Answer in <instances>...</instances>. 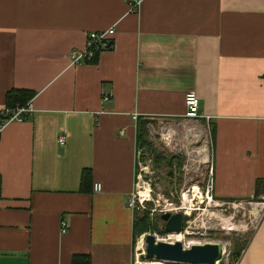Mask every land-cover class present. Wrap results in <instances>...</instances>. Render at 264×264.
Returning a JSON list of instances; mask_svg holds the SVG:
<instances>
[{
    "label": "crops",
    "instance_id": "obj_1",
    "mask_svg": "<svg viewBox=\"0 0 264 264\" xmlns=\"http://www.w3.org/2000/svg\"><path fill=\"white\" fill-rule=\"evenodd\" d=\"M110 27L113 48L71 65ZM12 89L35 94L1 132L0 264H135L141 118L203 124L216 201H264V0H0V108ZM252 214L234 264H264V208Z\"/></svg>",
    "mask_w": 264,
    "mask_h": 264
},
{
    "label": "rangeland",
    "instance_id": "obj_2",
    "mask_svg": "<svg viewBox=\"0 0 264 264\" xmlns=\"http://www.w3.org/2000/svg\"><path fill=\"white\" fill-rule=\"evenodd\" d=\"M145 121L140 130L133 192L149 196L133 209L144 223V229L133 236L135 264H180L145 258L147 234L159 241L178 240L184 247L221 243L226 260L233 264L256 223L252 214L254 201L243 199L242 204L237 205V201L233 204L217 202L214 197L212 201L206 199L210 149L209 141L204 140L207 130L203 124L165 118ZM194 186L197 190L192 189ZM164 212L183 213V229L181 234L177 233L178 239L170 238L164 230L165 222L161 219ZM186 231L199 233L186 234Z\"/></svg>",
    "mask_w": 264,
    "mask_h": 264
},
{
    "label": "built area",
    "instance_id": "obj_3",
    "mask_svg": "<svg viewBox=\"0 0 264 264\" xmlns=\"http://www.w3.org/2000/svg\"><path fill=\"white\" fill-rule=\"evenodd\" d=\"M129 5L131 11H136L140 5L141 0H125ZM114 36H115V28L110 27L105 30H97L90 31L86 35V40L84 47L82 48H72L69 51V61L71 65H78L81 63L91 62L97 54L102 51L109 50L113 48L114 45ZM184 104L186 107L185 117L189 119H196L201 117L199 113V98L196 93L188 92L184 96ZM31 101H27L24 105H16V106H4L0 108V140H1V132L5 125L13 121H24L27 119L28 115L31 113ZM135 117V116H134ZM208 118V117H206ZM65 142V136L63 134L59 135L58 143L63 144ZM212 167L209 168V177L207 180L205 197L207 200L212 201ZM93 190L98 192L101 190V184L96 183L93 185ZM147 196H144L143 193L140 192H132L127 198V206L131 209L136 208L138 205H142L145 200H147ZM237 205L242 204V200H236ZM235 201H232V203ZM250 203L252 201H249ZM258 205L259 208H264V201L254 202ZM253 203V204H254ZM138 204V205H137ZM236 204V203H233ZM67 230V224L64 220L60 221V231L64 233ZM196 234L199 233L197 231H186V234ZM201 234V233H200ZM224 254V253H223ZM236 262V261H235ZM234 262V263H235ZM233 263V264H234ZM223 264H229L228 260L224 255Z\"/></svg>",
    "mask_w": 264,
    "mask_h": 264
},
{
    "label": "water",
    "instance_id": "obj_4",
    "mask_svg": "<svg viewBox=\"0 0 264 264\" xmlns=\"http://www.w3.org/2000/svg\"><path fill=\"white\" fill-rule=\"evenodd\" d=\"M161 219L165 222L166 233L181 232L184 215L182 212H164ZM145 258L180 264H223L224 254L221 243H202L184 247L180 241H159L154 235L145 236Z\"/></svg>",
    "mask_w": 264,
    "mask_h": 264
},
{
    "label": "trees",
    "instance_id": "obj_5",
    "mask_svg": "<svg viewBox=\"0 0 264 264\" xmlns=\"http://www.w3.org/2000/svg\"><path fill=\"white\" fill-rule=\"evenodd\" d=\"M35 92L28 89H12L6 95V106L24 105L27 101L32 99ZM145 118H141L138 122L137 139L141 138L140 130L145 125ZM172 160V158H170ZM170 160V163H171ZM87 173H82V183H84ZM144 223L139 219L134 212L133 220V236L144 229ZM71 264H90V256L88 254H74L71 258Z\"/></svg>",
    "mask_w": 264,
    "mask_h": 264
},
{
    "label": "bare ground",
    "instance_id": "obj_6",
    "mask_svg": "<svg viewBox=\"0 0 264 264\" xmlns=\"http://www.w3.org/2000/svg\"><path fill=\"white\" fill-rule=\"evenodd\" d=\"M193 190H197V187L196 186H194L193 188H192ZM198 194V193H197ZM144 195V194H143ZM149 196V195H148ZM147 196V197H148ZM189 210V209H188ZM186 213H188V211L186 212ZM229 229H231L232 227H228ZM180 233L181 234V232H173V233H169V236H170V238H173V239H178V237H179V235L178 234ZM176 241H178V240H176ZM186 247V246H185ZM150 264H152V263H150Z\"/></svg>",
    "mask_w": 264,
    "mask_h": 264
}]
</instances>
